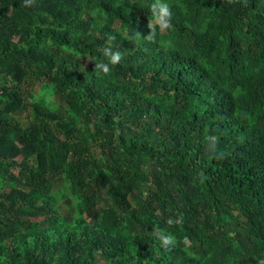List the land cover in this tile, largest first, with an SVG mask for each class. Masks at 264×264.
Returning <instances> with one entry per match:
<instances>
[{"label": "trees", "instance_id": "1", "mask_svg": "<svg viewBox=\"0 0 264 264\" xmlns=\"http://www.w3.org/2000/svg\"><path fill=\"white\" fill-rule=\"evenodd\" d=\"M162 2L0 0V264H264V0Z\"/></svg>", "mask_w": 264, "mask_h": 264}, {"label": "clouds", "instance_id": "2", "mask_svg": "<svg viewBox=\"0 0 264 264\" xmlns=\"http://www.w3.org/2000/svg\"><path fill=\"white\" fill-rule=\"evenodd\" d=\"M151 9L155 24L151 22L149 23L150 32L147 37H145V39L150 42H153L155 40L156 25H159V27L162 29L171 26V11L169 6L166 3H163L162 0H154V3L151 5ZM102 52L103 55L108 58V63H97L95 65V68L99 70L98 74L103 73L104 75H107L111 72L109 64H118L122 56L119 51H112L110 47L102 49ZM157 235L158 238L161 240L162 245L164 246H171L175 243V237L172 235H165L159 230L157 231Z\"/></svg>", "mask_w": 264, "mask_h": 264}, {"label": "rangeland", "instance_id": "3", "mask_svg": "<svg viewBox=\"0 0 264 264\" xmlns=\"http://www.w3.org/2000/svg\"><path fill=\"white\" fill-rule=\"evenodd\" d=\"M151 23L155 24V21H151ZM2 83V80H0V84ZM23 90L26 91V93L30 94L28 96V101L31 102L33 100H39L40 98H44L46 102L53 104V106L59 107L62 105L61 97L52 89V87L44 82H35L34 84L26 85L23 87ZM31 109L23 110L20 112V114L17 115L18 119L21 122H27L32 118L30 116ZM95 149V148H94ZM93 149V150H94ZM23 154H19L16 158L18 161H24L25 163L31 164L32 161L30 159H23ZM18 171L17 167H13L10 169L11 173L16 174ZM2 189V188H1Z\"/></svg>", "mask_w": 264, "mask_h": 264}]
</instances>
